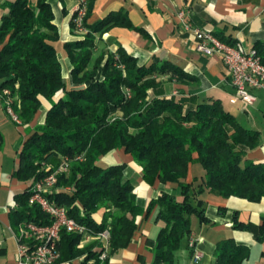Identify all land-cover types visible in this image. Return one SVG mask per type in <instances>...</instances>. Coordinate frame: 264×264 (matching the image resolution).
Segmentation results:
<instances>
[{
  "label": "trees",
  "instance_id": "trees-1",
  "mask_svg": "<svg viewBox=\"0 0 264 264\" xmlns=\"http://www.w3.org/2000/svg\"><path fill=\"white\" fill-rule=\"evenodd\" d=\"M86 3L88 33L65 44L73 67L71 85L63 76L57 51L60 34L49 0L6 4L8 12L0 26V93L10 90L15 99L12 107L24 125L41 111V98L52 103L45 123L36 127L19 153L12 178L27 188L13 198L11 228L18 234L27 223L53 224L50 215L30 204L31 189L51 173L49 167L53 170L66 159L69 172L58 176L56 190L48 197L91 235L108 230L111 251L102 263L99 240L80 247L83 236L63 229L59 263L84 258L79 264H110L111 256L127 248L139 230L137 219L155 213L164 225L151 242L152 264H175L176 253L192 235V216L210 222L201 198L206 192L224 200H264V164L249 159V153L261 146L260 132L242 126L218 99L181 91L168 96L167 83L189 86L197 80L171 62L152 59L141 65L122 46L96 55L97 41L104 34L114 27L134 26L126 12L89 24L93 0ZM71 27L77 31L74 19ZM215 35L230 45L238 43L225 33ZM255 49L264 63V44ZM0 97L5 103L6 97ZM116 150H124L142 166L149 185H177L181 195L162 192L147 208L140 206L132 182L125 177L126 165H100L104 156ZM194 163L205 174L189 183ZM102 210L98 222L95 216ZM233 221L236 229L251 232L258 243H264V218L259 225L244 223L235 212ZM215 254L217 264H243L250 249L228 239L217 244Z\"/></svg>",
  "mask_w": 264,
  "mask_h": 264
},
{
  "label": "crops",
  "instance_id": "crops-1",
  "mask_svg": "<svg viewBox=\"0 0 264 264\" xmlns=\"http://www.w3.org/2000/svg\"><path fill=\"white\" fill-rule=\"evenodd\" d=\"M12 1L14 0H0V26L3 16L8 12L6 4ZM49 3L53 8L55 24L60 34L57 51L63 76L65 81L70 80L71 85L73 67L67 57L65 44L83 38L71 27L77 3L76 0H49ZM120 12L127 13L134 29L112 28L98 39L96 55L103 49L115 52L122 46L135 56L141 65L152 59H159L181 67L197 80L189 86L167 83L165 85L167 95L172 96L181 91L186 95L220 100L225 108L238 118L242 126L260 132L261 146L249 153V159L256 164H264V91L255 92L257 102L253 106L241 102L232 104L230 99L235 94V89L221 58L218 55L207 57L197 52L191 33L184 30L179 17L181 12H185L186 21L193 26L199 29H210L214 33H225L226 36H231L250 50L257 44H264V0H93L89 24H95ZM41 102V111L24 129L25 136L19 153L25 141L34 134L36 127L44 124L46 115L43 110L48 112L52 106L44 98H41ZM0 105L4 106L1 97ZM39 114H41L40 118ZM18 126L20 128L21 125ZM194 158L197 159L198 155L195 154ZM18 164L19 160L12 175ZM121 164L126 165L125 177L132 182L137 203L140 206L147 208L150 202L159 197L162 192L181 195L177 185L160 182H156L153 186L149 185L143 179L142 166L124 150L113 151L100 161V165L104 168ZM193 165L190 168L189 183L195 178L191 173ZM204 174L202 172L201 177ZM5 178V174H0L1 190L12 191L17 188L24 191L27 188L12 176L10 185L3 184ZM209 195L208 200L203 199L202 196L201 198L206 203V216L210 222L201 223L199 219H195L196 216L191 218V236L196 240L197 251L202 255V260L198 263L193 260L194 252L189 248L190 238H188L176 253L175 264H217L216 246L228 239H233L238 245L250 249V257L243 264H264V243H258L251 232L236 229L233 221L234 213L238 212L241 222L261 224L264 218V200L260 203H252L234 197L224 200L214 194L209 193ZM222 208L227 209L226 214L221 213ZM9 210L10 208L0 209V222L10 229ZM104 212L102 210L95 216L98 222L102 221ZM155 216L153 213L149 217L143 215L137 219L139 230L135 232L127 248L111 256L110 264L153 263L154 252L151 242L157 239L164 225L162 221H157ZM17 254L16 239H8L5 242L0 240V264H17Z\"/></svg>",
  "mask_w": 264,
  "mask_h": 264
},
{
  "label": "built area",
  "instance_id": "built-area-1",
  "mask_svg": "<svg viewBox=\"0 0 264 264\" xmlns=\"http://www.w3.org/2000/svg\"><path fill=\"white\" fill-rule=\"evenodd\" d=\"M77 14L75 18L76 30L85 33L84 18L86 16V0H77ZM179 17L185 31L190 32L194 39L197 52L207 57L218 55L229 72L231 83L235 89V94L230 99L232 104L239 102L248 106H253L257 102L256 91H264V63L258 51L247 49L243 43L238 42L230 45L221 41L210 29H199L192 23L186 21V13L181 12ZM8 94V91H3ZM1 95V94H0ZM2 96V95H1ZM8 114L14 122L19 123L17 116L13 113L10 99H5ZM70 165L64 159L59 167L48 168L51 172L46 178L37 182L31 189L30 204L38 205L46 214L54 220L52 225L43 226L35 223H27L20 228L19 233H15L12 228L17 245V264H71L59 263L60 252L58 244L60 242L61 230L65 229L69 233L83 236L80 247H83L90 240H99L103 250L99 256L102 263L110 258V233L108 230L99 236H93L88 229L79 224L69 216L67 209L52 202L48 195L53 194L58 184V176L68 173ZM189 248L194 252L193 260L198 263L202 260V255L197 251L196 240L190 237ZM79 263L81 260H77ZM77 261L73 262L75 264Z\"/></svg>",
  "mask_w": 264,
  "mask_h": 264
},
{
  "label": "rangeland",
  "instance_id": "rangeland-1",
  "mask_svg": "<svg viewBox=\"0 0 264 264\" xmlns=\"http://www.w3.org/2000/svg\"><path fill=\"white\" fill-rule=\"evenodd\" d=\"M77 2L78 1L76 0V3ZM85 5H86V14H87V3ZM77 7H78V3H77ZM76 14L77 12L75 13L74 20L76 18ZM84 22H85V18H84ZM85 30H86L85 33H79L78 31H76V33L84 37L88 33V30L86 28ZM66 82L69 84L70 80L66 79ZM7 91H8V94L4 95L3 92L0 94L2 96H5L6 100L10 99L13 105L15 102V99L10 97L11 95L10 90H7ZM49 105H52V103L49 102ZM5 108H6V105L4 103V106L0 107V132L2 133V136H3V141L0 142V174H5L6 176L5 182L3 184L10 185L13 169L19 160V148H20V145L22 144L23 137L25 136L24 129H26V125H24L21 119L18 117L17 112L15 111L14 108H12L13 113L17 116L19 123L14 122L13 118L8 114ZM46 112H47L46 110H43V113H45V115H47ZM40 117H41V114H39V118ZM45 120H46V117H45ZM18 125H21L20 128ZM202 172H204V170L199 163L194 164L192 166L191 173L194 175V177L200 178ZM12 191L0 189V209L8 210L13 204V196L23 192L22 189H17V188L13 189ZM209 197H210L209 193L202 195V198L205 200H208ZM195 219H198V218H195ZM8 239H16V238L13 232L5 224L0 222V240H3V242H5ZM92 241L94 240H90L86 244ZM83 259L84 258L80 259L81 262ZM75 264H79V262L77 261Z\"/></svg>",
  "mask_w": 264,
  "mask_h": 264
}]
</instances>
